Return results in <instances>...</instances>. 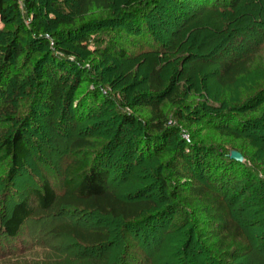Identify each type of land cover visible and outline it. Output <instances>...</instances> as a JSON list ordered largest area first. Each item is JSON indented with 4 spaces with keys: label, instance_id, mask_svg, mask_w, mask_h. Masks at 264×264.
Returning <instances> with one entry per match:
<instances>
[{
    "label": "trees",
    "instance_id": "trees-1",
    "mask_svg": "<svg viewBox=\"0 0 264 264\" xmlns=\"http://www.w3.org/2000/svg\"><path fill=\"white\" fill-rule=\"evenodd\" d=\"M48 1L56 12L59 28H42L36 23L44 8L39 0H24L32 24L30 27L21 12L19 0H0V21L5 25L0 30V125L5 119L10 120L5 124H15L26 104L32 117L38 119H31L29 113L24 115L25 120L19 129L0 128V157L9 159L7 188L0 195V253L10 255L9 249L12 254L22 250L24 241L21 236L25 226L41 218L57 217L63 209L72 216L81 211L86 215L97 213L120 220L125 227L124 233L133 234L148 252L144 259H137L123 240L126 244L122 243L124 246L119 249L121 253L117 261H113L115 264H155L154 256L162 247L167 232L180 237L179 242H171L174 249L169 260L181 261L183 254L188 258V264H204L206 260L216 264L219 256L221 264H233L245 259L252 251L263 250L264 230H257L259 236L251 234L247 239L244 236V230L248 229L245 228L246 222L233 218L228 209V206L234 207L232 202L240 195L239 198L248 203L250 197H258L256 193L249 196L245 190L252 180H258L264 186V181L252 167L230 158L233 151L248 160L246 155L238 149L225 153L217 147H206L193 141L186 144L179 127L167 124L168 116L159 102L181 95L180 86L190 78L186 71L188 64L197 58L209 66L217 64L215 81L221 88L234 86L239 78L246 76L251 70L253 54L240 55L246 52L248 48L245 46L251 44L252 38L264 37V20L257 19L264 17V0H257L256 8H249L247 0H124L115 20L106 21L104 26V22L96 25L84 22L94 10H110L112 0H76L75 16L69 20L64 18L61 8L66 5V0ZM46 14L48 16L50 12ZM212 15L216 17L214 20ZM198 16L203 17L202 25H205L201 33L197 32L198 27L186 28ZM99 30H108L111 37L97 39ZM190 30L194 32L189 33ZM157 31L170 35L172 39L167 44L162 42L163 36ZM22 35L29 37L30 43L25 44ZM49 38L55 42L54 48ZM90 45L97 48L92 51ZM128 48L138 53L131 57L133 61L150 59L152 62L145 81L146 94L142 97L144 102L151 100V105L148 119L143 122L136 115L118 109L131 100L127 96L130 90L120 92L125 95L123 100H108L105 85L99 83L102 73L83 67L84 53L92 51L100 60L126 59L130 55ZM188 49L205 53H192L181 59ZM201 74L198 73L197 78H201ZM263 94L264 91L258 98ZM21 102L25 103L23 108H20ZM109 108H115L116 115L110 114L111 118L102 119V113L108 112ZM194 115L218 129L233 125L232 131L229 130V135L233 136L239 130L245 132L253 124L242 122L234 112L208 114L197 110ZM186 118L193 124L197 122L196 118ZM39 121L47 123L46 128L60 137L53 139L56 142L71 140V154L66 158L62 178L52 179L49 175L51 167L46 162L38 166L41 178L35 168L28 165L35 153L42 157V149H48V143L54 142L43 132ZM109 121L111 125H107ZM137 124H140L138 129L135 128ZM29 128L40 137H29ZM256 128L261 129L258 125ZM93 129L102 130L101 140L90 137ZM88 150H92L91 160L88 152L84 158H77L80 152ZM165 159L168 162L161 171L160 168L152 169L149 175L145 172L154 161ZM136 168H143L146 175L139 179L148 181L149 177L150 180L154 178L153 187L164 191L166 198L161 197L158 202L150 197L152 190L149 186L121 195L109 188L110 181L126 182ZM24 176L33 178L38 185L20 198L16 183ZM174 179L186 182L185 185L199 182L188 193L200 202L203 200L207 207H214L213 212L208 209L189 211V205L193 207L195 201H188V207L184 206L187 200L182 202V187ZM139 185L143 184L140 182ZM258 207L264 220V203H258ZM202 212L213 217L207 222L214 223L200 225L213 229V234L216 232V236L221 237L212 245L213 252L207 243H195L194 240L199 224L192 221V217ZM251 223V227L264 228V224ZM55 232L66 234L89 247L101 246L107 251L116 247L112 242V229L107 227L84 230L60 223ZM237 235L244 240L241 241L243 246L237 245L234 252H228V241ZM180 251L182 254L178 255ZM204 253L208 256L203 259Z\"/></svg>",
    "mask_w": 264,
    "mask_h": 264
},
{
    "label": "rangeland",
    "instance_id": "rangeland-1",
    "mask_svg": "<svg viewBox=\"0 0 264 264\" xmlns=\"http://www.w3.org/2000/svg\"><path fill=\"white\" fill-rule=\"evenodd\" d=\"M39 1L44 6V8L41 11V17L40 20H38L39 22L36 23H39V26L42 28L44 26L50 27V29L59 28V26L57 25V21L55 20L56 12L53 10V6L50 5L51 3L48 0ZM75 1L76 0H66V5H62L61 7L63 8L62 10L65 14L64 18H66V20H69L70 18L72 19L75 16L77 6L75 4ZM123 1L124 0H112L111 8L107 11H92L91 14L86 17L84 23H94V25H96L104 22L102 24L104 26L106 21L115 20V17L121 11ZM256 1L257 0H247V6L249 8H256ZM19 5L21 6V12L25 17L26 24L30 27L32 24L30 22V17H28L27 10L24 6V0H19ZM246 11H248V8H246ZM46 12H50V14H48L47 16ZM257 16L259 17L258 14ZM215 18L216 17L213 16L212 20H214ZM260 18L261 20H264L263 16H260L257 19L260 20ZM202 21H204L203 17L198 16L186 28L193 27L192 29H196L198 27L197 32L201 33L204 30L203 28L205 27L204 24L202 25ZM79 23L80 22L77 21V24ZM4 27L5 25L0 21V30L4 29ZM261 27L263 26L261 25ZM99 31L97 32V39H108L111 37L108 30ZM191 31L192 30H190L189 33ZM157 33L162 34V42H165L166 44L169 42V40L172 39L170 35H166L165 33L163 34L158 31ZM20 37L23 39L25 44L30 43L29 37H26L25 35H22ZM262 38H264L263 35L256 39L252 38L251 44L245 46L248 49L240 56L242 57L244 55L243 57H245L246 54H253L251 57V70L246 76L239 78V81L234 86L221 88L219 85H217L215 81V74L218 73L217 64L214 63V65L209 66L204 63L205 61L203 59L197 58L195 61L188 64V69H186V71L187 73H189L190 78L187 80V83H183L180 86L181 95L174 98L173 100H166L164 102L160 101L159 104L163 109L164 114L168 116L167 124L169 126L179 127V129L182 131L181 138L183 141H185L186 144L192 143L193 141L198 144H203L206 147H217L225 153L233 149H238L248 158V160L244 159V163H247L248 166L252 167L258 174L257 176H259V179L264 181V94L263 97L258 98V96L261 95L264 91V39L258 46V42ZM50 41L51 47L54 48L55 42L53 41V39H50ZM95 45L99 46L98 43H95ZM96 46L94 47L93 45H90V50H95L97 48ZM127 50L129 51L130 55L126 59H121L120 57H111L108 60H100L96 55L92 54V51L90 53H84L83 57L86 60L83 63V67L85 66L87 68H92V70H94V72H97V74L102 73L99 83L105 85L104 88L106 89L104 92L106 94V97L107 95L110 97L108 98V100H123L125 96L122 94L123 90H130L129 94H131V96L129 94L127 96H129L128 98L131 100H128V102L124 103L125 105L123 107H119L118 109L122 110V112L124 111L130 113L133 116L136 115V117L143 122L148 119L150 109L149 106L151 105V100H147L146 102H144V99H142V97H144V95L146 94L145 81L149 74V68L152 62L150 59L149 61L145 60L144 62H142L141 59H136L133 61L132 58L133 56H135V54H138L137 51H135L133 48H128ZM192 51L193 50L190 51L189 49L188 51H185L183 55H181V59H185V57H188L189 54L192 53H194L195 55H202V53H205ZM36 58L37 56L35 57V60ZM199 66H202V70L200 68L198 69ZM200 72L202 73L201 78H197L198 73ZM130 77H132V81L129 82ZM197 80L200 82L198 83ZM197 84H200V88L197 87ZM14 87L15 85L13 84L12 89ZM130 102L131 104L127 106V104ZM23 106H25V103L21 102L20 108H23ZM24 109L25 111H23L21 116L18 117V120L15 124L10 122H7L8 124H5L8 120L5 119V123H2L0 125V128L13 127L14 130L19 129L23 120H25L24 115L26 116L30 113L27 104L26 108ZM197 110H201L202 112L208 114H231L232 112H234L237 114L238 119H240L242 122H249L253 124L249 125L245 132H243V130H239V133H237L236 136H233L229 135V130L230 132L232 131L233 125L230 127H222L221 129L215 128L213 125L205 123L204 120H200L197 116H195L194 112H196ZM107 111L108 112L102 113V119L107 117L109 119L112 117L111 115L115 114L114 112H116L115 108H109V110ZM30 114L29 115L31 116V119H34V117H32V112ZM187 116L193 117L191 120H194V118H196L197 122L194 124L191 123V121L188 119L189 117L186 118ZM95 122L97 121H93L92 123ZM40 123L43 132L48 135V138H52V140L55 137L60 138L56 135L55 132L51 133V131L46 128L45 125L47 123H45L44 121ZM110 123V121L107 122V125H109ZM257 125L260 126L261 129H257ZM139 127L140 124L135 125L136 129H138ZM28 131L29 137H40V135H36L31 128H29ZM90 134V137H98L97 139L101 140V137L99 136L102 135V130L93 129L90 130ZM53 141L54 142H52L51 144L48 143V146L50 145L48 149H42L41 153H43V158L39 157L35 153L33 157H31V159H29L28 161V165L35 168L38 178H41L40 171H38V166L40 164L42 165L43 162H46L50 165L51 172H49V175L52 179H55L56 177L62 178L64 175L66 167L65 163L67 160L66 158L71 154V150H69L71 140H58L57 142L55 140ZM87 152L91 153L92 150L80 152L79 155H77V158H84ZM89 157L91 160V158L93 157L92 153L89 154ZM168 159L154 161L152 166L149 165V171L147 167L145 172L149 175L152 169L157 170L158 168H160L159 170L161 171L163 165L167 164ZM8 167L9 159L5 160L0 157V195L7 188V181L5 180L9 170ZM141 175H145V173L143 172V168H136V171L133 172V174L129 176L128 179H126V182H123L121 180L115 182L110 181L109 188L115 191L118 195H121V193L124 192H133L135 189L137 190L142 186H149L150 190H152V192L149 194L150 197L152 196V198L156 199L158 202H161V197L166 198V195H164V191L161 192L158 187H153L155 181L154 178L150 180L151 178L149 177L148 181L140 180L139 178H141ZM251 178H249L248 180H252ZM145 181L147 183H145ZM175 181L180 187H182V202L183 200H187V203L184 204V206L189 205L188 201H195L193 202V207L189 205V211H202V209H208L213 212L212 209H215L214 207H212V209L207 207L204 204L203 200L200 202L198 201V199L194 198L193 195H190L188 193V190L200 184L199 182L192 185H185L186 182H181L179 179H176ZM140 182L143 185H139ZM144 183L147 185H144ZM16 184H18V189L20 191V195L22 196L20 198H23L24 195L28 194L32 187H34L37 183L34 182L33 178L24 176V178H20V181H18ZM134 185L136 188L133 187ZM248 186L249 187L245 190L248 191L247 193H249V196L250 194L252 195V193H256L258 194V197L254 199L250 197V203H248L244 198H239L241 196L240 195L239 197H237L238 200L235 198L232 202L234 206L233 208L232 206H228V209L230 210L229 212L233 216V218H236L238 221L246 222L245 228L248 229L243 230L246 234L244 236H246L247 239L249 238V236H251V234L259 236L260 232L257 230H264V228L261 227H251L253 225L251 221H254V224L260 223L259 225L261 226L262 224H264V220L261 219L263 217L261 215V210L259 209L260 207H258V203H264V196H262V194L264 195V186L262 185V183L260 184L258 180H252L248 184ZM11 188L8 187V189ZM163 202H165L164 199ZM5 206L6 204L4 205V207ZM11 207L12 206L9 207V212L11 210ZM1 210L2 208L0 202V212ZM258 211H260V213ZM70 214L71 213L68 212L67 209H63L57 217L41 218L35 223H28V225L23 229V234L21 236V239L24 241L22 250H16L17 252H13L12 254V249H9V251H7L6 249V251L8 253L10 252L11 254L7 255L5 253H0V264H115V262L113 261H117L116 259L119 258V254L121 253L119 249H121L124 246L123 244H126V242L129 248H132V255L134 257H137V259L139 257H141V259H144V256L148 255V252H146V250L141 247V242L138 241V239L133 234L129 235L126 232L124 233L123 228L125 227L120 220H114L106 216L104 217L97 213L86 215L84 213H81V211H79V214L77 215L72 216ZM212 218L213 217L210 216L208 217L204 212H202V214L199 216H197L196 214L192 217V221H195L196 224H199L198 232L196 231L194 237L195 243L199 241L201 243H207L206 246L208 248L210 247L211 252H213L212 245L221 237L220 235L217 237L216 232L213 234V229H209L207 226H201L200 224L205 223L207 225H210V223H214V221H207H212ZM60 223H69L72 227L74 226L84 230L106 227L112 229L111 235L112 239L114 240L112 242L116 244V247L112 250H110L109 248L111 247H109V250L107 251V249L101 246H86L75 238H72L60 232H55L57 225ZM248 224H250V226ZM179 238V236L173 235V233H166L162 247L154 256L155 264H188V258L182 254V251H180V253L178 254H182V256H180L181 261L172 258L169 260V258L171 257L169 256V254L174 249V247L171 245V242H179ZM123 240L126 242H124ZM241 241L244 242V240L240 239L238 235L230 239L228 241V252H234V249L236 250V247H238L242 243ZM110 245L112 246L114 244ZM242 246L243 245L241 244L240 247ZM216 251L217 250H215L214 252ZM206 255L208 256L207 253H204L203 259L204 257H206ZM220 259L221 258L219 256L218 262L216 264H221V261H219ZM204 264L211 263L206 260L204 261ZM233 264H264V249H261L260 251L256 250L255 252L252 251V253L246 256L245 259L236 260V262Z\"/></svg>",
    "mask_w": 264,
    "mask_h": 264
},
{
    "label": "water",
    "instance_id": "water-1",
    "mask_svg": "<svg viewBox=\"0 0 264 264\" xmlns=\"http://www.w3.org/2000/svg\"><path fill=\"white\" fill-rule=\"evenodd\" d=\"M230 158L232 160L234 159V160L239 161V162H242V163L245 162L243 156L239 152H237V151L231 152Z\"/></svg>",
    "mask_w": 264,
    "mask_h": 264
}]
</instances>
